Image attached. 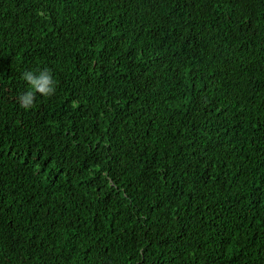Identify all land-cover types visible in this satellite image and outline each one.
I'll return each mask as SVG.
<instances>
[{"label": "trees", "instance_id": "1", "mask_svg": "<svg viewBox=\"0 0 264 264\" xmlns=\"http://www.w3.org/2000/svg\"><path fill=\"white\" fill-rule=\"evenodd\" d=\"M0 264H264V0H0Z\"/></svg>", "mask_w": 264, "mask_h": 264}, {"label": "clouds", "instance_id": "2", "mask_svg": "<svg viewBox=\"0 0 264 264\" xmlns=\"http://www.w3.org/2000/svg\"><path fill=\"white\" fill-rule=\"evenodd\" d=\"M22 79L26 82L27 90L20 94L18 103L25 110L34 106L37 94L50 96L56 90V81L48 68L37 71L26 70L22 73Z\"/></svg>", "mask_w": 264, "mask_h": 264}]
</instances>
